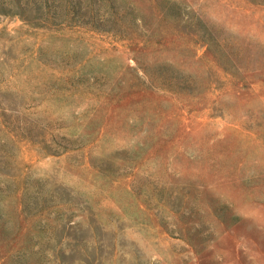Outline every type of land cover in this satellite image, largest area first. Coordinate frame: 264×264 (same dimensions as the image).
<instances>
[{"label":"rangeland","instance_id":"374dc122","mask_svg":"<svg viewBox=\"0 0 264 264\" xmlns=\"http://www.w3.org/2000/svg\"><path fill=\"white\" fill-rule=\"evenodd\" d=\"M95 1L0 0V264H264V0Z\"/></svg>","mask_w":264,"mask_h":264},{"label":"trees","instance_id":"16d2710c","mask_svg":"<svg viewBox=\"0 0 264 264\" xmlns=\"http://www.w3.org/2000/svg\"><path fill=\"white\" fill-rule=\"evenodd\" d=\"M105 8L112 6V0H101ZM33 11L39 20L50 22L69 23L75 18L83 16L98 17V8L95 0H34ZM96 17V18H97ZM65 24H52V27ZM207 43V42H206Z\"/></svg>","mask_w":264,"mask_h":264}]
</instances>
